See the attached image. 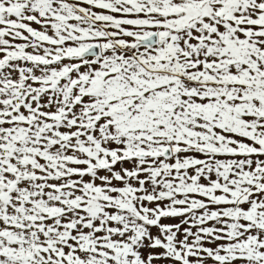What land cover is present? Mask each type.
Listing matches in <instances>:
<instances>
[{
	"label": "snow or ice",
	"instance_id": "1",
	"mask_svg": "<svg viewBox=\"0 0 264 264\" xmlns=\"http://www.w3.org/2000/svg\"><path fill=\"white\" fill-rule=\"evenodd\" d=\"M0 264H264V0H0Z\"/></svg>",
	"mask_w": 264,
	"mask_h": 264
}]
</instances>
